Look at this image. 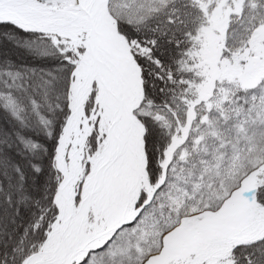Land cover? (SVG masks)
Returning <instances> with one entry per match:
<instances>
[{"label":"snow or ice","instance_id":"1","mask_svg":"<svg viewBox=\"0 0 264 264\" xmlns=\"http://www.w3.org/2000/svg\"><path fill=\"white\" fill-rule=\"evenodd\" d=\"M0 264H264V0H0Z\"/></svg>","mask_w":264,"mask_h":264}]
</instances>
